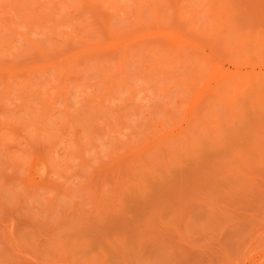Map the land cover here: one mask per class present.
<instances>
[{
    "label": "rangeland",
    "instance_id": "obj_1",
    "mask_svg": "<svg viewBox=\"0 0 264 264\" xmlns=\"http://www.w3.org/2000/svg\"><path fill=\"white\" fill-rule=\"evenodd\" d=\"M0 264H264V0H0Z\"/></svg>",
    "mask_w": 264,
    "mask_h": 264
}]
</instances>
